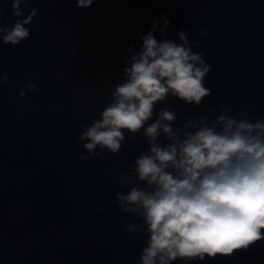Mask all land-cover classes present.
<instances>
[{
    "label": "water",
    "instance_id": "95a60500",
    "mask_svg": "<svg viewBox=\"0 0 264 264\" xmlns=\"http://www.w3.org/2000/svg\"><path fill=\"white\" fill-rule=\"evenodd\" d=\"M11 3L0 0L4 26L17 20ZM21 7L25 17L38 10L26 25L29 38L0 40V75L9 76L0 84V264H137L148 237L126 231L141 221L121 212L116 195L135 182L121 188L119 173L147 150L145 137L137 133L116 154L104 150L106 159L82 161V126L99 119L122 82L126 50L139 52L153 19L165 16L169 27L164 35L158 27L155 38L178 42L183 30L191 44L202 41L193 52L211 66V95L199 107L169 96L153 120L165 106L177 113L176 127L225 106L264 120V0H94L87 8L31 0ZM188 264H264V240Z\"/></svg>",
    "mask_w": 264,
    "mask_h": 264
},
{
    "label": "clouds",
    "instance_id": "9594fccd",
    "mask_svg": "<svg viewBox=\"0 0 264 264\" xmlns=\"http://www.w3.org/2000/svg\"><path fill=\"white\" fill-rule=\"evenodd\" d=\"M30 2L12 0L17 20L10 26L0 24L3 44L19 45L29 38L26 25L38 10L25 17L21 6ZM93 2L75 0L78 8ZM169 24L166 16L154 18L141 37L139 52H133L135 45L126 50L132 55L122 82L110 94L99 119L82 126L79 135L87 153L80 154L82 161L93 156L106 159L104 150L116 154L137 133L145 137L147 150L137 156L128 173H119L121 188L130 177L135 182L128 192L116 195L121 212L141 221L126 224V231L139 229L148 237L137 264L214 260L264 240V120L251 119L247 110L233 115L227 106L219 113L212 109L187 119L179 127L174 126L177 113L168 106L153 120L156 106L169 96L199 107L211 95L205 87L211 66L203 52H193L202 41L191 44L183 30L178 42L157 40L158 27L164 35ZM200 34L207 35L203 29ZM8 80L7 74L0 75V84ZM36 87L28 81L29 92ZM17 95L23 98L24 89Z\"/></svg>",
    "mask_w": 264,
    "mask_h": 264
}]
</instances>
